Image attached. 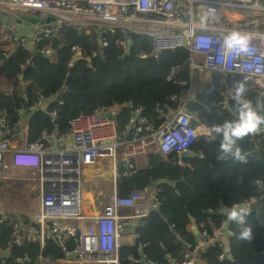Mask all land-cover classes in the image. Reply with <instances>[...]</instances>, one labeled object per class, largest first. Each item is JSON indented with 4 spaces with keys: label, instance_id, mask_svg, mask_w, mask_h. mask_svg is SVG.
I'll list each match as a JSON object with an SVG mask.
<instances>
[{
    "label": "built area",
    "instance_id": "obj_1",
    "mask_svg": "<svg viewBox=\"0 0 264 264\" xmlns=\"http://www.w3.org/2000/svg\"><path fill=\"white\" fill-rule=\"evenodd\" d=\"M264 0H261L262 5ZM254 0H0V27L6 30L14 43L28 49L24 21L20 15L38 20L53 18L43 24H29L34 50L48 56L49 48L37 50V42L51 36L61 25L79 27L92 34H106L115 28L130 32L131 37L119 40L117 45L123 59L131 57V46L137 48L138 59L157 58L164 51L187 47L190 51L188 63L170 69L165 79L184 85L178 74L185 68L201 71L207 75L208 90L219 97L222 110H228L233 88L227 78L240 75L243 82L264 91V42H251V56L225 57L220 52L222 41L218 37L225 30L220 20V11L225 7L264 11V6L254 7ZM19 10V14L10 9ZM10 11L12 19L3 12ZM21 21V22H20ZM204 21H208L205 24ZM71 59L81 56L80 45L71 47ZM95 54V51L92 52ZM28 86V80L23 87ZM15 90L11 86L7 97ZM63 91L59 92L61 97ZM175 110H158L162 122L155 125L143 114V108L130 100L94 108L89 114H78L69 123V131L61 133L56 125L58 105L48 112L51 129L43 130L29 142L16 145L20 140L21 124L27 112L22 106L11 114L7 108L0 110V180L11 178L14 166L31 168L30 180L36 201V209L27 223L20 215L9 210H0V264L14 259L16 264H198L200 250L217 247L227 255L228 241L234 232L228 219L220 227H207L192 219L194 242L186 243L180 257L166 256L164 262H155L140 255H122L126 243L140 251L138 230L125 234L121 226L134 220L140 228L147 225L152 212H159L157 196L160 188L143 191L132 190L119 196L114 190L108 195L99 214L85 215L81 210L82 171L99 159L109 158L113 171L119 162L137 161L158 154L168 159L177 156L208 135L210 126L189 109L192 100L189 93ZM40 98L37 105L43 103ZM170 101L180 98L172 95ZM33 108L28 107L31 111ZM264 114V109H259ZM127 117L126 130H119L116 118ZM258 139L264 140V130ZM254 140L247 145L248 151L255 149ZM201 157V155H199ZM193 158H183L177 165L183 176L200 175L206 168L197 166ZM116 175V171L113 172ZM264 195L250 197L238 204L247 203L259 212L257 221L264 217ZM124 210L126 212H121ZM92 221L94 227H84V221ZM128 238V241H125ZM53 241L60 250V257L49 259L22 250L31 244L42 249L46 242ZM22 252L15 254V250Z\"/></svg>",
    "mask_w": 264,
    "mask_h": 264
},
{
    "label": "trees",
    "instance_id": "obj_2",
    "mask_svg": "<svg viewBox=\"0 0 264 264\" xmlns=\"http://www.w3.org/2000/svg\"><path fill=\"white\" fill-rule=\"evenodd\" d=\"M247 28L251 26L248 25ZM120 34L121 30L118 28L102 34L108 45L97 48L95 39L100 35L79 27L61 25L51 36L36 43L37 50H51L44 57L33 55L14 43L9 33L0 27V110L7 108L14 114L15 108L22 106L28 112L27 108L35 106L42 98L51 101L46 109L49 111L56 94L64 90L56 120L63 133L68 132L70 121L78 114H89L100 105L109 106L116 101L126 100L142 107L144 116L158 125L162 122L158 110H175L179 105L172 103L170 97L177 95L181 102L188 88L195 87L189 110L203 118L210 129L213 125L235 118L234 85L236 82H243L240 75L227 78L233 92L229 108L224 111L221 109V99L211 94L206 82L196 77L195 73L190 76L187 68L178 74L184 85L165 79L170 67L183 66L182 62L187 58L184 49L178 56L164 51L157 60L138 59L135 53L129 59H123L116 42ZM75 45H80L81 56L90 58V63L79 61L74 66L70 65L71 47ZM130 49L137 51L135 46ZM25 80H28L27 87H23ZM245 85V99L251 100L254 106L257 101H264L263 90L247 83ZM11 86L15 90L7 97L5 93ZM40 112L36 110L32 113L25 126V134H19L20 140L29 142L42 130L50 128L49 119ZM116 124L119 130H126V116L117 117ZM253 140L256 147L253 151H248L247 145ZM238 143L247 157L246 163L233 162L231 159L218 160L220 138L210 141L208 135L202 136L191 150L201 154L197 162L206 170L200 175L187 176L183 180H179L182 170L176 165V154H171L168 159H163L158 154L149 155L145 159V167L140 170L131 163V168L117 178L119 196H125L132 190L147 189L156 174H160L164 182L159 184L161 192L157 196L161 215L156 213L147 218L149 230L139 241L142 249L137 251L134 246L126 251L144 255L155 262H164L166 256L180 257L185 245L175 235H179L186 243L194 242L189 230L191 218L207 227H220L221 222L227 219L222 211L223 207H231L244 199L264 195V140L251 135ZM172 172L178 178L176 185L170 182ZM258 213L252 210L247 218L253 231L250 240L241 239V227L234 222L229 223L234 235L228 241L227 250L236 264H264V217L259 223L256 218ZM22 250L35 254L38 248L26 244ZM20 252L21 249L15 250V254ZM222 252L225 251L217 247L203 248L198 255V264H232L227 255L221 257ZM43 254L48 258H56L60 256V250L53 241H48ZM6 264L16 262L8 259Z\"/></svg>",
    "mask_w": 264,
    "mask_h": 264
},
{
    "label": "clouds",
    "instance_id": "obj_3",
    "mask_svg": "<svg viewBox=\"0 0 264 264\" xmlns=\"http://www.w3.org/2000/svg\"><path fill=\"white\" fill-rule=\"evenodd\" d=\"M254 7H262L261 0H254ZM255 34L242 30L240 28L225 29L218 37L222 41L220 52L225 57H246L251 56L253 49L251 42ZM233 99L236 102L235 118L225 120L221 124H216L209 130L208 136L210 141L220 138V151L217 159L233 162L246 163L247 157L239 145V141L245 137L255 135L257 132L264 130V114L258 109H264V101H257L254 106L253 102L245 99L247 88L244 82H236L234 85ZM28 168L26 166H14ZM258 184L260 182H257ZM223 213L228 221L234 222L241 227L240 238L245 240L252 239V225L248 223L247 218L251 214V206L247 203L242 205L225 206L222 208Z\"/></svg>",
    "mask_w": 264,
    "mask_h": 264
},
{
    "label": "crops",
    "instance_id": "obj_4",
    "mask_svg": "<svg viewBox=\"0 0 264 264\" xmlns=\"http://www.w3.org/2000/svg\"><path fill=\"white\" fill-rule=\"evenodd\" d=\"M262 14H264V11H263V13ZM254 17H256V16H254ZM259 17V16H258ZM263 19H264V16L262 17ZM253 22H254V20H253ZM251 26V25H250ZM264 27V26H263ZM248 30H250V28H248ZM251 31H252V26H251ZM254 38H256L255 36H254ZM195 72H197V71H194V72H192L191 74H190V71H188V73H189V75L190 76H192L193 75V73H195ZM200 79H202V78H200ZM205 82H206V86H207V84H208V80H205ZM207 88H208V86H207ZM61 91H63V93H64V90H61ZM61 91H59V92H61ZM196 91V90H195ZM59 92L56 94V96L54 97L55 99L53 100L54 101V104H53V107L50 109V110H52L55 106H56V104L58 103V101L60 100L61 101V98H62V96L61 97H59L58 96V94H59ZM188 93H189V97H187V98H189L190 100H192L193 101V99H194V89L193 88H191V87H189L188 88V91H187ZM63 95V94H62ZM186 95H188L187 93L185 94V96ZM185 96H184V98H185ZM44 100V99H43ZM51 103V101L50 100H44L43 101V103L42 104H40L39 106L37 105V103H36V105L35 106H33L32 108V110L31 111H28L27 112V114L25 115V118H24V120H23V122H22V124H21V127H20V129H21V132L19 133L21 136H23L24 134H25V126L27 125V122H28V120L30 119V117L32 116V113L34 112V111H41L40 113L41 114H43L44 116H46L48 119H49V123H50V128H48V129H44V130H50L51 129V121H50V118H49V116H48V112L50 111H47L46 109H47V107L49 106V104ZM173 103H176V104H180L181 102L180 101H178V102H173ZM59 105H61V104H59ZM59 105H58V107H59ZM57 113H58V111H57ZM121 116V115H120ZM127 118V117H126ZM56 120H57V118H56ZM57 125V124H56ZM58 127V126H57ZM58 129H59V127H58ZM43 131V130H42ZM59 131H60V129H59ZM68 131H69V129H68ZM61 132V131H60ZM41 133V132H40ZM39 133V134H40ZM61 133H63V132H61ZM67 133V132H66ZM23 141L25 142V140L23 139ZM22 140H17L16 142H15V144L16 145H22V144H24V142H23ZM26 143V142H25ZM198 153V152H197ZM199 155H201L200 153H198V156L197 157H194V159L192 160V162L195 164V165H197V166H202L201 164H199L198 162H197V158H199L200 156ZM147 158V157H146ZM146 158H143V159H138L137 161H134V160H131L130 162H128L127 163V161H125V160H123V161H121V162H119V164H117V166L115 167V171H116V175L114 176L113 175V172H115V171H113V167H112V163H111V161H110V159L109 158H102V159H99L98 160V162L97 163H95V164H93V165H91V166H87V167H84L83 168V171H82V182H81V193H82V199L84 200V199H86V197H85V194L83 193V191H82V184H86V183H88V184H90L91 185V195H92V197L94 198V200L96 199V201H98V203L97 204H92V206L91 207H89V206H87L86 208H84L83 206H82V202H81V210H82V213L83 214H85V215H92V214H99L101 211H102V207H103V205L105 204V202H106V200H107V198H108V195L110 194V193H112L114 190L116 191V193H117V184H116V181H117V178L120 176V175H124L126 172H127V170L128 169H130L131 168V166H132V164L131 163H134L135 164V168L136 169H138V170H140V169H142V168H144L145 167V159ZM177 159H178V156H177ZM177 165V164H176ZM178 166V165H177ZM179 167V166H178ZM181 168V167H180ZM27 169V171H28V173H30L31 174V170L30 169H28V168H26ZM181 170H182V168H181ZM29 178V177H28ZM185 177L183 176V171H182V176H181V178H179V180H182V179H184ZM11 179V178H10ZM9 178H7V179H5V180H0V182H2L1 183V185H0V187H2V185L4 184V185H7L8 183H9V181H11ZM163 179V177H161V175L160 174H156V176L153 178V180H151V185H149V187L147 188L148 189V192H149V194H151L152 192H153V189H157V188H160L161 189V187H160V185H158V184H160V183H162V182H164V180H162ZM170 182H172V184L173 185H176L177 184V182H178V178L176 177V175H175V173L174 172H172L171 174H170ZM105 192V193H104ZM29 197L30 199H32V202H33V205L35 206V208L31 211H27V210H25L24 209V212H22V211H19V210H11V209H9V208H5V210H9V211H11V212H13V213H15V214H18V215H20V218L21 219H23L25 222H27V223H29L30 222V216H31V213L36 209V201H35V199H34V193H33V191H32V184L31 185H29V191H28V193L26 194V197ZM31 208V207H30ZM121 212H126V211H124V210H121ZM157 212H152L150 215H149V217L151 216V215H153V214H156ZM158 214H160L161 215V213H160V208H159V212H158ZM148 217V218H149ZM192 219H190L189 220V230L191 231V233L193 234L194 232L192 231V227H191V225H193V223H192V221H191ZM195 220V219H194ZM146 221H147V219H146ZM147 223V226L146 227H144V228H140V226H138L137 225V223H136V220H134L133 219V221H132V223L130 224V225H123V226H121V230H123V232L125 233V234H129L130 232H132L133 230H138V232H139V241H141V237H142V235L146 232V231H148L149 230V226H148V221L146 222ZM229 223H230V221L228 222V226H229ZM83 225H84V227H86V228H88V227H94V224H93V222L92 221H84V223H83ZM176 236V238L178 239V238H180V236L179 235H175ZM194 237V236H193ZM125 241H128V238H125ZM47 243L48 242H46V244H45V246L42 248V249H40V247H36V248H38V251L36 252L35 251V256L36 257H38V255H41L43 258L44 257H46V256H44V254H43V250H44V248L46 247V245H47ZM138 243H140V242H138ZM130 247H134L133 245H131L130 243H126L123 247H122V249H121V254L122 255H131L133 258H135V259H137L141 254H137V255H134V254H131L129 251H126L127 250V248H130ZM142 249V248H141ZM229 252V251H228ZM166 253V252H165ZM144 256V255H143ZM60 257V256H59ZM59 257H56V258H59ZM163 257V256H162ZM46 258H48V257H46ZM145 258L146 259H149V258H147L146 256H145ZM49 259H55V258H49ZM151 260V259H150ZM154 261V260H153ZM6 264V263H5ZM32 264H37L36 263V261H33V263ZM122 264H132V263H130V262H123Z\"/></svg>",
    "mask_w": 264,
    "mask_h": 264
},
{
    "label": "rangeland",
    "instance_id": "obj_5",
    "mask_svg": "<svg viewBox=\"0 0 264 264\" xmlns=\"http://www.w3.org/2000/svg\"><path fill=\"white\" fill-rule=\"evenodd\" d=\"M237 10V9H233ZM231 10V11H233ZM241 10L244 15L246 14H252L253 18L254 16L259 18L256 19H245L243 22H241V25H251L250 31L255 34L256 41L264 42V19L262 18L264 16L263 11H255V10H249V9H238ZM12 13L19 14V10L17 9H10ZM10 11H4L3 14L5 18L12 19L13 15ZM254 20V22H253ZM136 52L131 51V55ZM196 77L202 78L204 81L207 80V75L201 71L195 72ZM195 82L193 85L195 86ZM195 89V87H193ZM11 181L7 185H2L0 187V210H3L5 208H9L11 210H19L24 212V209L28 212L33 210L35 206L33 205L32 199H30L28 196L26 197V194L29 191V185L32 184L30 180V173H28L26 168L21 167H13L11 171ZM29 177V178H28ZM2 182H0L1 185ZM159 185V184H158ZM82 191L85 194L86 199H82V206L86 208L87 206L91 207L92 204H97L98 201L91 195V185L86 183L82 184ZM105 193V192H104ZM160 194V193H159ZM158 194V195H159ZM31 207V208H30ZM34 207V208H33ZM87 209V208H86Z\"/></svg>",
    "mask_w": 264,
    "mask_h": 264
},
{
    "label": "bare ground",
    "instance_id": "obj_6",
    "mask_svg": "<svg viewBox=\"0 0 264 264\" xmlns=\"http://www.w3.org/2000/svg\"><path fill=\"white\" fill-rule=\"evenodd\" d=\"M233 9H237V10H233ZM238 9H243V8L225 7L220 11V20L223 23L224 29H229V28L235 27V28H240L242 30H248V28H247L248 25L243 26L240 23L243 22L245 19L251 20L253 18L252 17L253 15L252 14L244 15L242 13V11L238 10ZM231 10H233V11H231ZM256 18H259V17H256ZM256 18L254 17L253 19H256ZM204 23L208 24L209 22L204 21ZM120 30H121V34L119 35L116 42H118L119 40L131 37L132 34H130V32L122 30V29H120ZM96 35H99V34H96ZM102 36L103 35H100L95 39V45L97 48L107 47V45H108V41L106 39H104ZM182 49H184L187 52V58L182 62V64H184V62L188 63L189 58H190V51L187 49V47H178L174 50H171V51L169 50L168 52L170 54H172L173 56H178ZM158 58H159V55L157 58H154V59L157 60ZM174 67L177 68L179 66L174 65V66L170 67L168 70H170Z\"/></svg>",
    "mask_w": 264,
    "mask_h": 264
},
{
    "label": "water",
    "instance_id": "obj_7",
    "mask_svg": "<svg viewBox=\"0 0 264 264\" xmlns=\"http://www.w3.org/2000/svg\"><path fill=\"white\" fill-rule=\"evenodd\" d=\"M264 3V1H263ZM20 20L24 21V27H25V31H26V38H27V42H28V49H29V52L33 55H36V56H44L46 57V55L44 54H41L37 51L34 50V47H33V44H32V38H31V26L29 24H35V23H38V24H43V23H47L49 21H53V18H46V19H40L38 20L37 18L35 17H29V16H25V15H20ZM21 22V21H20ZM79 61H86L88 63H90V58H85L83 56H76L74 57L71 62H70V65L71 66H74L77 62ZM259 132H257L255 135H258ZM198 156V153L193 151V150H189V151H184V152H181L179 155H178V161L181 162L183 158H193L194 157H197ZM183 180V179H182ZM194 234L196 233L195 230H193ZM227 259L231 260V263L232 264H236L235 261L232 260V256L229 252H227Z\"/></svg>",
    "mask_w": 264,
    "mask_h": 264
}]
</instances>
